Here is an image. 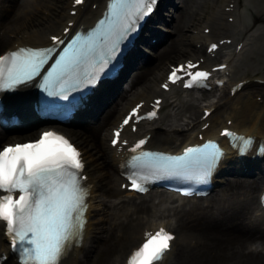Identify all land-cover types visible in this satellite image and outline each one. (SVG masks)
Listing matches in <instances>:
<instances>
[{"label":"bare ground","instance_id":"6f19581e","mask_svg":"<svg viewBox=\"0 0 264 264\" xmlns=\"http://www.w3.org/2000/svg\"><path fill=\"white\" fill-rule=\"evenodd\" d=\"M8 1L9 0H5V3H2V6L0 5V21H2L0 22V45L4 43V47H11L19 43H29L32 45L45 44L48 42V32L61 34V30L66 24V18L71 17L74 19L70 29L78 25H87L92 22L100 11L99 9L103 5L104 0H89L86 6L77 7L76 13L72 16L67 14L66 9H58V12L54 11L50 7L51 5L48 0H35L36 2L34 3L30 2L31 0L24 1L7 9L6 5ZM176 1L179 2V0ZM251 1L256 2L255 5H247L250 10L252 22L245 25V20L241 18L235 8L238 4L243 5L245 0H180L181 6L177 9V12H175V34L161 49H159V51H157L158 48L155 47L154 44L151 45L155 48L153 51V65L147 67V62L138 60V68L137 65H134L135 72H133V74L127 72V74H130L132 82H145L131 94V98H129L128 102L136 98V100H142L143 103L141 107L148 106L149 102L152 101V96L159 95L161 96L160 104L163 107L167 106V110L165 111V116H167L170 109L181 100V97L177 94L176 90H174V93L173 90H171L170 93L167 94L159 89L157 85L158 82L156 81L157 79L161 80V78H163V67L171 58L178 57L183 52H187L188 55H186V57H179L178 59L187 57L197 58L201 52L205 55L213 54L212 52L207 53L205 51L203 42H205L206 38L217 37V35L232 34L234 39L232 48L228 49L229 52L231 50V53L227 54L225 60L229 61L232 59V55L236 54L233 49L240 38L243 39V46L246 45V49L251 47L255 42L254 37L261 32L260 27L262 26L264 28V0ZM68 2L70 4L71 0L67 1V8L69 7ZM228 2H232L233 7L232 9L230 8V10H225L224 5ZM91 3H95V5L91 6ZM168 4L170 7L172 6V3ZM251 6H254L255 9ZM225 12L233 14L236 21L231 23V21L222 19V15ZM5 15L6 17L3 18ZM155 17L157 18V16ZM218 21L223 23L222 27L219 26V24L215 26V23ZM256 21H258L257 24H254ZM191 25H198L195 34L188 35L185 31L180 32L183 26ZM204 25H207L209 28L207 33H204L201 29ZM45 27H49L48 32L44 31ZM224 27L227 28V30H225V32L227 31L226 33L222 32L223 29H225ZM9 30L15 32L14 38L8 35ZM263 31L262 29V32L257 37L259 38L257 45L259 44L264 47ZM18 33L20 34L18 35ZM140 38H142L141 35ZM194 40H197L199 44L195 45ZM246 40L247 43L245 44L244 41ZM228 43L229 42L223 43L222 46ZM134 51L135 50H132V52ZM132 52L130 51L126 57L127 63L130 61L129 55H131ZM259 57V60L252 56L249 57L248 60L243 61L242 64H238L235 70L238 71V69H240L241 71H246L245 69L248 67L252 69H256L259 66L264 67V49L259 50ZM239 75V77L246 76L244 73ZM250 86H254L257 90L262 92L264 91L262 86ZM254 87L250 88V95L247 94L237 97L235 103L229 105V107L232 106V109L228 108L226 110V108H223L219 113L213 111L216 116H213L211 111L209 115L205 117V119L208 120L207 126L202 130L198 128L192 133L190 131L187 135L196 137V131H201L202 135L207 134L210 136L214 134V130L217 131L221 125L226 124L240 131L244 130L247 133L253 132L257 139H264V103L261 104V102L264 101L258 103V100L254 98L253 94L260 93H253ZM24 88L25 87H21L18 91L24 93ZM103 90L101 89L100 91L102 92ZM120 91L122 90L118 86H114L112 89H108V94H99V99H101L103 108L102 112L105 111L111 101L115 100L117 95H120ZM207 92L208 91H203L200 94V98L204 99ZM104 98H106L105 102H103ZM184 101L185 102L181 106L175 109V111L178 110L176 114L177 118H181L182 115L184 116L181 128L196 124V122L198 124L202 122L203 120L198 118L197 103L190 97ZM211 102L212 101L208 103ZM208 103L205 104L206 107L210 105ZM218 103L219 102H216V105ZM216 105L214 107H216ZM96 109L98 108L94 106L89 110L91 114H94L92 120L94 126L86 121L81 124V128L79 127L78 130L85 127L89 130L93 127L96 129L98 122L104 114ZM255 109L258 110L256 111ZM117 111L118 107L113 108V115ZM185 111L187 114L184 113ZM98 112L100 113L99 115ZM228 118L230 124L226 122ZM126 127L128 126H125V129L123 128L124 136L128 137L130 134L126 131ZM136 128L137 130L140 129L141 133L147 128L149 132H158L154 129L153 125L144 128L140 123L136 125ZM179 132L177 127L172 125L160 137L157 134H153L151 141L153 143L158 142L159 144H164L166 146L160 147L166 148L176 139L174 134L178 136ZM75 135L79 137L78 132H76ZM187 135L184 136L186 137L184 139H186V141H191L192 137ZM179 140L180 139L177 138L178 142L183 141V139ZM92 142H95V140ZM92 142L91 145L83 151L85 153L84 168L87 171H91V173L89 171V173H87L88 177L86 179V184L89 186L90 190L92 188L93 193H96V190H98L99 194L103 196L102 198L98 196L99 199H101V204L106 203L107 205L110 199V205L108 206L113 209L106 212L109 214L108 217L102 214L97 218L99 224L93 225L92 227L93 231H96L89 236L85 234L86 237L84 236L82 238L80 246L75 244L67 250L62 258L61 264H117L120 254L126 247L125 245L127 243L133 244L138 236L141 235L144 227L143 225L149 223L144 222L141 217L147 215L146 213H148L152 207V201L148 202L150 195L147 194L136 199L131 197H118L116 199L112 197L111 194H119L121 191V189L118 188L119 181L114 178L115 176L110 173V170L105 168L106 165L104 169L102 167L103 170H96V168L101 167V162L102 165H104V153L98 150L97 142H95V144H92ZM122 145L123 144H121L119 148L122 149L120 153L123 155L125 146ZM168 147L167 149H169ZM107 148L110 151L113 149V147ZM115 154L111 155V163L108 165L116 172L117 165L113 162L114 158H112ZM226 157L239 162L237 154L233 153V151L226 152ZM250 157V153L243 155L244 160L252 164L250 166L261 164L260 158ZM119 159L120 157L118 156L116 161L118 162ZM86 165H88V168ZM244 176L245 175L242 176L238 173L230 175L225 174L221 182H215L213 184L210 192L204 197V202L191 201L190 203H180L172 206L174 207L172 212H174L175 217L174 224L172 223V225L177 230L178 242L177 245L166 254L162 264H264V247L261 242L257 241V247H252L250 245L248 246L247 243H249V241L254 242L253 240L255 239L246 240V243L244 241V239L253 234H256L257 238L264 241V224L258 221V219L263 216H261V214L251 213L253 197H251L249 191L256 187L257 183H252V181L244 182ZM105 198L106 201L108 199L107 202H103ZM127 205H130L128 211L126 209L120 210ZM95 206H98V204ZM97 209L101 212L105 210L102 206H99ZM138 211H143L144 213ZM120 213H122V215H120ZM103 218L107 221L102 224L100 219L104 220ZM97 226H99L98 229H96ZM191 234H193L192 236H194V238H189L190 240L192 239V242H189L187 237H190ZM4 248L6 247L3 245L0 249V253L3 252L6 254L2 264H16L14 258ZM156 264H160V262H156Z\"/></svg>","mask_w":264,"mask_h":264},{"label":"snow or ice","instance_id":"6c2138e0","mask_svg":"<svg viewBox=\"0 0 264 264\" xmlns=\"http://www.w3.org/2000/svg\"><path fill=\"white\" fill-rule=\"evenodd\" d=\"M83 3L84 0H75L76 5ZM155 3L156 0H114L108 19L101 20L95 31L78 33L67 44L53 36L52 47H22L0 55V91H13L32 81L49 60L53 63L40 84L49 95L68 99L69 92L94 85L99 73L116 58L121 45L138 30L139 22L152 12ZM60 45L64 47L57 54ZM216 47L213 44L210 50ZM184 76L189 78L184 86L191 88L201 85L210 73L189 61L173 68L168 80L176 83ZM163 87L167 90L168 84ZM159 104L157 100L147 118L157 115ZM140 107L132 110L123 125L144 118L139 115ZM222 134L233 137L245 148L251 143L250 138L236 136L227 129ZM119 136L120 131H116L113 145L119 143ZM145 143V139H140L131 148L134 155L129 164L133 171L129 178L133 190L147 191L137 182L138 178L146 182L161 173L203 180L222 156L212 142L187 148L181 156L141 150ZM137 150L140 151L135 154ZM83 169L79 150L53 131L43 132L34 142L0 150V191L7 193L0 196V221L6 224V235L13 252L18 254L19 264H61L65 252L82 241L89 195ZM138 171L142 173L139 177ZM174 239L164 228L155 234L146 233L144 243L131 253L127 264H162ZM3 259L0 257V264Z\"/></svg>","mask_w":264,"mask_h":264},{"label":"rangeland","instance_id":"374dc122","mask_svg":"<svg viewBox=\"0 0 264 264\" xmlns=\"http://www.w3.org/2000/svg\"><path fill=\"white\" fill-rule=\"evenodd\" d=\"M3 3H5V0L3 1ZM177 5H179V6H181V4H180V0H179V2H178V4ZM179 9V8H178ZM6 17V15L5 16H3V18H5ZM0 22H2V21H0ZM7 29H9V28H7ZM264 30V29H263ZM184 32V31H183ZM264 32V31H263ZM15 32L14 31H10L9 30V32H8V35L11 37V38H14L15 37ZM20 33H18V35H19ZM4 44V43H3ZM3 44H1L0 45V49H1V47L3 48L4 47V45ZM144 46V45H143ZM262 46V45H261ZM145 48H147L146 46H145ZM154 48V47H153ZM262 48L264 49V47L262 46ZM148 49V48H147ZM155 49V48H154ZM159 49H161V48H158V50L157 51H159ZM259 53V52H258ZM255 55L254 56H256L257 55V53H254ZM174 58V57H173ZM172 59V58H171ZM260 86H262V85H260ZM263 87V90H264V86H262ZM242 91V90H241ZM253 92V91H252ZM255 93V92H254ZM245 95V94H244ZM244 95H241V96H244ZM164 107H167V106H164ZM220 107H222V106H220ZM87 168H88V165H87ZM99 168H96V170H98ZM91 170V169H90ZM100 170H101V168H100ZM98 192V190H96V195L94 196V208H93V212H92V216H93V218L92 219H97L98 217H100L102 214H104L106 217H108L109 216V214H107L106 212L108 211V210H112L113 208H109L110 206H108V205H110L109 203H110V199H109V201H108V199H107V201H106V198L105 199H103L104 201L103 202H107V205H106V203H102L101 204V202H100V200L101 199H99V197L98 196H100L101 198L103 197L101 194H99V192ZM111 196L112 197H114V198H118L117 196H118V194H111ZM167 201H168V198H166V197H163L162 195L161 196H158L157 197V200H156V198L154 197L153 198V201H152V209L150 208V211L151 212H156V213H166L167 211H166V203H167ZM96 204H98V206H95ZM105 204V205H104ZM150 205V206H151ZM99 206H102L105 210L103 211V212H101V211H97V213H98V215H97V213H96V209L97 208H99ZM172 207V206H171ZM120 210H122V209H120ZM172 210H174V207H172ZM120 215H122V213H120ZM104 216V217H105ZM104 219V218H103ZM239 219V218H238ZM106 219H104V220H102V219H100V222L103 224V223H106ZM99 224V222L98 221H96L95 220V222L93 223V225H98ZM93 227V226H92ZM99 228V226H97L96 227V229H98ZM93 229V228H92ZM96 231V230H95ZM95 231H93V232H95ZM92 232V233H93ZM193 234H191V236L190 237H187V240L189 241V242H192V239L190 240L189 238H194V236H192ZM93 238V237H92ZM91 238V239H92ZM249 238L250 239H255V240H257V241H259V242H261V240L259 239V238H257V235L256 234H253V235H251L250 237H248V238H246V239H248L249 240ZM246 239H244V241H246ZM129 245V244H128ZM174 248V247H173Z\"/></svg>","mask_w":264,"mask_h":264}]
</instances>
